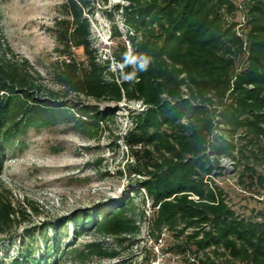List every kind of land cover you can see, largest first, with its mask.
I'll return each instance as SVG.
<instances>
[{
  "label": "trees",
  "instance_id": "obj_1",
  "mask_svg": "<svg viewBox=\"0 0 264 264\" xmlns=\"http://www.w3.org/2000/svg\"><path fill=\"white\" fill-rule=\"evenodd\" d=\"M242 1H119L115 7L130 29L131 50L124 45L114 52L120 67L113 70L92 38L90 16L101 10L100 0H64L49 28L57 53L49 73L59 89L48 87L29 59L0 53V176L7 144L30 125L66 122L93 139L115 119L120 103L139 100L145 107L131 115L123 136L139 162L137 186L114 202L69 217L75 239L85 229L121 242L136 235V195L145 192L142 202L152 201L155 236L168 230L184 252L195 254L194 264H264V217L238 214L214 180L220 157L264 162V0ZM241 11L243 22L237 21ZM78 48L85 59L77 57ZM132 50L150 55L152 64L128 79L120 61ZM24 217V209L0 198V236ZM54 227L56 237L43 259L33 243L6 264H49L52 253L62 250L67 230L59 223ZM86 248L75 246L70 253L82 260L121 254L102 241Z\"/></svg>",
  "mask_w": 264,
  "mask_h": 264
},
{
  "label": "rangeland",
  "instance_id": "obj_2",
  "mask_svg": "<svg viewBox=\"0 0 264 264\" xmlns=\"http://www.w3.org/2000/svg\"><path fill=\"white\" fill-rule=\"evenodd\" d=\"M63 1L0 0V53L13 59H29L45 76V84L54 89L60 86L49 73L57 57L56 38L49 28L54 25ZM119 1L103 4L100 0L101 10L90 16L94 47L100 58L111 59L113 70L120 67L114 52L121 53L124 45L131 50L130 29L122 10L115 7ZM238 1L243 4L242 0ZM237 21H244L242 11ZM75 52L78 58L85 59L83 48ZM100 105L113 107L114 103ZM144 107L139 100L120 103L115 119L104 125L93 139L60 122L53 126L30 125L18 139L7 144L0 198L9 199L24 209L25 217L8 234L0 236V264L12 261L33 243L36 256L43 259L48 242L56 237L54 224L58 223L67 230L62 232V250L52 253L49 264H194L195 254L191 250L184 252L178 246L179 239L168 230L163 229L160 236H155L151 229L152 201L146 197V203L142 202L145 192L136 195L140 221L136 235L127 236L130 238L121 242L117 237L85 229L79 238L74 237L75 223L69 217L78 211L114 202L137 186L136 178L140 176L134 169L139 162L123 136L132 125L131 115ZM228 159L220 161L214 180L238 214L263 218L264 182L259 177H264V162L254 157L240 161ZM248 167L254 169L248 170ZM93 241H102L119 249L121 254L115 258L95 255L82 260L70 253L75 246L87 249L86 245Z\"/></svg>",
  "mask_w": 264,
  "mask_h": 264
},
{
  "label": "clouds",
  "instance_id": "obj_3",
  "mask_svg": "<svg viewBox=\"0 0 264 264\" xmlns=\"http://www.w3.org/2000/svg\"><path fill=\"white\" fill-rule=\"evenodd\" d=\"M124 64L125 76L128 79H135L141 72H146L152 64V57L146 53H141L136 50L126 51L120 61Z\"/></svg>",
  "mask_w": 264,
  "mask_h": 264
},
{
  "label": "built area",
  "instance_id": "obj_4",
  "mask_svg": "<svg viewBox=\"0 0 264 264\" xmlns=\"http://www.w3.org/2000/svg\"><path fill=\"white\" fill-rule=\"evenodd\" d=\"M243 18H244V16H243ZM244 20H245V19H244ZM215 158H217V157H215V156L212 157L213 161H215ZM228 158H229L228 156H223V157H220L219 160H220V161H221V160H229Z\"/></svg>",
  "mask_w": 264,
  "mask_h": 264
}]
</instances>
